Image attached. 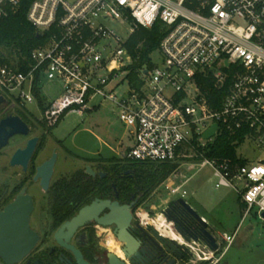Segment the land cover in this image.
<instances>
[{
    "label": "built area",
    "instance_id": "2783aa9c",
    "mask_svg": "<svg viewBox=\"0 0 264 264\" xmlns=\"http://www.w3.org/2000/svg\"><path fill=\"white\" fill-rule=\"evenodd\" d=\"M23 0H0V17L18 11ZM28 21L42 34L25 71L0 62V94L36 104L52 126L70 113L84 115L110 102L134 145L125 154L141 163L211 167L216 188L233 189L247 206L264 214V0H34ZM117 22L131 37L157 22L166 27L158 52L162 63L145 67L140 88L123 98L118 89L129 76L133 57L127 43L108 26ZM210 79L211 85L201 82ZM231 85L221 106L208 96ZM58 85L61 94L46 100L41 86ZM101 99L100 105L90 104ZM215 124L210 139L204 134ZM227 129L246 131L254 159L235 165L205 154ZM186 183V182H185ZM183 184L166 186L174 200H186ZM242 185V189L239 187ZM263 219V218H262ZM220 238L228 246L235 235ZM189 264H221L225 252L202 241L184 242Z\"/></svg>",
    "mask_w": 264,
    "mask_h": 264
},
{
    "label": "flooded vegetation",
    "instance_id": "af4514ba",
    "mask_svg": "<svg viewBox=\"0 0 264 264\" xmlns=\"http://www.w3.org/2000/svg\"><path fill=\"white\" fill-rule=\"evenodd\" d=\"M67 115L50 126L42 111H29L21 100L0 94V135L5 130L18 132L0 149V214L13 205H16L17 212H26L31 204L29 224L39 237L36 247L20 264H79L78 255L88 264H109L111 254L126 264H136L134 260L125 257L124 246L117 239L116 226H103L95 219L79 228L69 239L66 236L60 240L57 238L58 232L66 223L96 201L118 202L121 206L132 205L134 218L130 233L145 250L140 264H165L174 259L179 264H189L188 251L184 247L172 248L174 242L160 232V229L167 227L164 219L159 220L157 227L141 223L137 219L136 212L141 206L139 203L142 193L136 190L130 192L127 198L126 179L132 174L127 171L125 155L116 158L81 157L69 150L64 141L55 137L54 132ZM33 140H37V143L26 164L13 165L14 155L19 150H26ZM1 144L3 142L0 140ZM54 155L56 161L52 167L53 172L48 179V187H45L43 181L46 173L43 171L40 174V168L50 162ZM78 160L84 163L83 167H77ZM66 164L75 165V170L61 172L60 168ZM112 164L118 167L117 174L111 172ZM89 168L95 175L89 173ZM79 175L91 179L95 188L90 196L85 199H80L77 193L69 197L59 196L62 191L59 187L64 183L73 184ZM108 212L103 211L99 218H103ZM163 213L165 218L176 221L174 230L184 242H188L187 239L193 241L199 236V227L181 206L171 202ZM110 241L117 245L119 251L116 247L112 248ZM0 264H5L1 258Z\"/></svg>",
    "mask_w": 264,
    "mask_h": 264
},
{
    "label": "rangeland",
    "instance_id": "374dc122",
    "mask_svg": "<svg viewBox=\"0 0 264 264\" xmlns=\"http://www.w3.org/2000/svg\"><path fill=\"white\" fill-rule=\"evenodd\" d=\"M108 26L125 42L130 40L131 33L121 24L109 22ZM153 58L156 64L161 65L162 56L159 52L155 53ZM122 79L125 80L124 84L117 92L120 98L125 97L130 89L127 75ZM41 88L46 100H53L61 94V88L58 85L45 83ZM100 102L101 99L95 100L90 104V108L100 105ZM26 107L29 111L39 112L36 104H27ZM54 135L57 139L64 141L66 147L73 153L86 158H116L118 153L126 154L129 145H134L135 142L129 130L119 119V109L110 102H103L99 109L84 115L68 114ZM254 152L256 148L249 140L238 149L240 157L251 158V160L255 157ZM76 162L77 167H83L82 161ZM181 163H177L178 168L148 196L142 193L141 206L136 212L137 219L141 223H149L156 227L161 218L166 223L163 210L174 202L166 186L172 182L177 184L186 182L184 185V190L188 194L186 201L201 217H207L217 227L212 234L218 239L220 251L225 252L221 264H224V261L228 264H264V219L257 214V210L254 209L246 215V209H241L238 194L233 189L224 187L217 189L218 179L211 167L185 168ZM75 168V165L66 164L60 168V171L68 172ZM239 188L242 189V185ZM125 189L127 192L126 184ZM167 227L160 229V232L165 234L168 240L185 244L176 232V235L172 234L173 225L167 224ZM236 229H238L237 234ZM223 234L235 235L232 245L228 246L220 238ZM110 242L113 248L115 243ZM183 247L187 249L185 245Z\"/></svg>",
    "mask_w": 264,
    "mask_h": 264
},
{
    "label": "trees",
    "instance_id": "16d2710c",
    "mask_svg": "<svg viewBox=\"0 0 264 264\" xmlns=\"http://www.w3.org/2000/svg\"><path fill=\"white\" fill-rule=\"evenodd\" d=\"M33 1L23 0L21 9L18 11L9 10L7 16L0 17V62L19 68L21 71L28 68L31 51L43 43L41 38H37L36 29L27 18L29 7ZM165 35L166 27L163 23L157 22L151 29L140 28L128 41L127 48L133 57V64L129 67L130 73L128 76L132 87H141L139 74L145 67L151 68L154 66L153 55L158 52ZM231 83L229 79L224 90H215L208 96L213 108L221 106ZM201 85L202 87L211 85L210 79L202 81ZM246 133V131H238L233 134L224 129L211 145L205 157L230 159L235 165H246L247 161L238 155V149L246 142ZM126 161L127 171L132 174L131 177L128 176L126 179L127 198H129L131 190L132 192L139 190L140 193L148 196L178 168L177 163H141L127 159ZM111 172L117 174L118 167L112 164ZM90 180L83 175H79L78 178H75L73 184L72 182L64 183L59 187L62 190L59 196L69 197L77 193L80 199L89 197L95 188ZM139 205H141V201Z\"/></svg>",
    "mask_w": 264,
    "mask_h": 264
},
{
    "label": "water",
    "instance_id": "95a60500",
    "mask_svg": "<svg viewBox=\"0 0 264 264\" xmlns=\"http://www.w3.org/2000/svg\"><path fill=\"white\" fill-rule=\"evenodd\" d=\"M37 38H42V34L38 33ZM218 129V125L215 124L210 130L204 134L205 139L212 138ZM4 130V129H3ZM16 131H6L0 135V140L3 144L0 145V149L7 145L8 139L17 134ZM37 140H33L29 143L26 150H19L13 158V165L16 163H25L31 157ZM56 161V155L53 159L40 168V174L44 171L45 178L43 184L48 187V179L52 175V167ZM89 173L95 175V173L89 168ZM174 204L181 206L194 220L199 227L198 237L196 241H202L206 243L213 251H218L219 245L217 238L209 230V225L206 220L201 217L193 207L184 199H178L174 201ZM16 205L10 206L5 212L0 214V258L5 264H20L24 258L36 247L39 237L30 228L29 220L31 214V204L29 210L19 213L16 211ZM108 210L109 212L103 217L99 218V215ZM21 214V215H20ZM132 205L121 206L118 202L112 201H96L92 205L85 207L80 211L72 221L66 223L57 234V238L72 237L76 231L83 227L87 222L95 219L100 225L103 226H116V234L118 241L124 246L123 253L126 258L134 260V263L140 264L145 250L141 248V243L130 233V228L133 221ZM264 219V214L262 216ZM166 223L173 225L175 228L176 221L170 220L166 217ZM179 232V229H177ZM191 242L190 239H187ZM183 248V245L174 241L172 248ZM72 248V247H70ZM186 249V248H185ZM79 264L86 263L80 255H78ZM109 264H126L123 260L117 256L111 254ZM165 264H179L177 259L170 260Z\"/></svg>",
    "mask_w": 264,
    "mask_h": 264
},
{
    "label": "crops",
    "instance_id": "0c3cea01",
    "mask_svg": "<svg viewBox=\"0 0 264 264\" xmlns=\"http://www.w3.org/2000/svg\"><path fill=\"white\" fill-rule=\"evenodd\" d=\"M97 109H99V108H97ZM133 146V144H131V145H129V147H128V151L131 149V147ZM127 151V152H128ZM126 152V153H127ZM122 156V155H125V153L123 154H120V153H118V156ZM238 203H239V205H240V207H241V209H246V211H247V206L242 202V200L240 199V197L238 196ZM246 213V212H245ZM203 218L206 220V222L208 223V225H209V228H210V231L211 232H215V230H216V225H215V223H213V222H211L207 217H204L203 216ZM237 230L238 229H236V231H235V233L237 234ZM234 235V234H233ZM237 237V236H236ZM224 264H228L227 262H225L224 261Z\"/></svg>",
    "mask_w": 264,
    "mask_h": 264
},
{
    "label": "bare ground",
    "instance_id": "6f19581e",
    "mask_svg": "<svg viewBox=\"0 0 264 264\" xmlns=\"http://www.w3.org/2000/svg\"><path fill=\"white\" fill-rule=\"evenodd\" d=\"M173 235H176L175 231L172 233ZM181 241V240H180ZM182 243V242H181ZM114 247H116L117 249V245L115 244ZM115 249V248H114ZM118 250V249H117ZM119 251V250H118ZM120 255H122V253H120Z\"/></svg>",
    "mask_w": 264,
    "mask_h": 264
}]
</instances>
